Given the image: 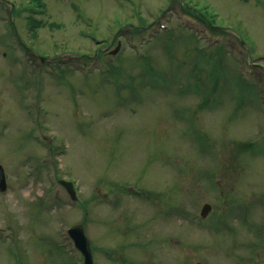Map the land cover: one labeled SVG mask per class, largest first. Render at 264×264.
Listing matches in <instances>:
<instances>
[{
	"label": "rangeland",
	"instance_id": "1",
	"mask_svg": "<svg viewBox=\"0 0 264 264\" xmlns=\"http://www.w3.org/2000/svg\"><path fill=\"white\" fill-rule=\"evenodd\" d=\"M7 1L0 264H83L63 233L77 224L94 264H264L260 2L195 0L248 50L173 0Z\"/></svg>",
	"mask_w": 264,
	"mask_h": 264
},
{
	"label": "water",
	"instance_id": "2",
	"mask_svg": "<svg viewBox=\"0 0 264 264\" xmlns=\"http://www.w3.org/2000/svg\"><path fill=\"white\" fill-rule=\"evenodd\" d=\"M114 50L113 52H115ZM68 190L72 195H74V191L72 190V184L70 182H64ZM6 188V181L3 169L0 165V190H4ZM211 206L209 204H204L201 210V215L205 216L207 212L210 210ZM69 234L73 238L75 245L78 249H80L84 255V264H93L92 252L89 247V242L84 234L83 228L79 225L72 227L69 229ZM201 264V263H196Z\"/></svg>",
	"mask_w": 264,
	"mask_h": 264
},
{
	"label": "flooded vegetation",
	"instance_id": "3",
	"mask_svg": "<svg viewBox=\"0 0 264 264\" xmlns=\"http://www.w3.org/2000/svg\"><path fill=\"white\" fill-rule=\"evenodd\" d=\"M255 2H260L261 6L264 9V0H253ZM192 5H188L187 8L185 10L190 11L192 13H198V14H204L203 12H200L199 9H196L195 5H197L195 0H191ZM206 7H203L202 9H204Z\"/></svg>",
	"mask_w": 264,
	"mask_h": 264
},
{
	"label": "trees",
	"instance_id": "4",
	"mask_svg": "<svg viewBox=\"0 0 264 264\" xmlns=\"http://www.w3.org/2000/svg\"><path fill=\"white\" fill-rule=\"evenodd\" d=\"M32 3H33V5H35V6H37V7H41V6H44V2H43V0H30ZM29 22L31 23V28L33 29L34 27H36L35 26V23H36V20L34 19V18H32V17H30L29 16ZM244 86H246V85H244ZM249 145H251L250 143H249Z\"/></svg>",
	"mask_w": 264,
	"mask_h": 264
}]
</instances>
